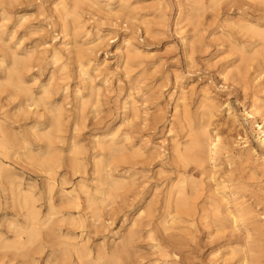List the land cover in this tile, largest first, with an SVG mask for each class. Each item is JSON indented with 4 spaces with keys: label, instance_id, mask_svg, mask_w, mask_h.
I'll return each instance as SVG.
<instances>
[{
    "label": "rangeland",
    "instance_id": "1",
    "mask_svg": "<svg viewBox=\"0 0 264 264\" xmlns=\"http://www.w3.org/2000/svg\"><path fill=\"white\" fill-rule=\"evenodd\" d=\"M55 1L58 5H55ZM74 1L0 0V65H3L0 66V123L5 125L11 142L14 139L16 145L9 151H12L10 154L8 152V156H4L5 154L0 152V173L8 175L10 180L12 179L11 182L19 184L24 192L28 191L33 194L41 215H45L47 212L48 203L46 200L49 195L47 190L51 185L52 201L62 214H81L87 217L89 211L84 208L83 201L85 192L91 196H99L98 189L107 192L106 184L100 181L95 171L94 162L98 159L106 162L109 157L101 146H97L96 142H103L108 134L115 133L120 138L125 132H130L129 146L140 145L144 155H147V159L145 158L142 162L137 158L134 160V165H131L132 162L118 161L114 163L116 166L115 178L124 176L128 181L134 182L135 189L130 192L118 191L112 202L107 201L106 207H103L104 209H101L100 213L102 219L107 218L103 228H94L95 231L89 225H87L89 228H84L83 234L86 232L85 236H89L88 244L92 250L101 242H104L107 247H111L129 230L134 229L138 236L134 241L138 255L133 258L130 264H240L238 257L240 258L241 253L246 250L248 253L252 247L255 248L253 254H261L256 257L259 263L264 264V168L258 163L260 160H255L257 156L264 158V153H262L254 132L245 121L242 112L243 108H250L253 99H257V106H264V72L258 77L254 84L256 86L251 84L249 79L245 85L240 80L233 82V66L238 64L239 56L250 54V44L257 40L248 38L242 32H240L242 35L239 33L235 24L236 18L247 14L250 22L264 26V0L261 3L251 0H247L248 3L246 0H217L214 3L210 0H201L202 6L197 0H122V3L119 0H100L99 8L96 9L88 8L84 3L75 4L76 1ZM59 2L65 5V9L81 14L80 20L83 21V29L74 28L76 25L70 22V17L66 20L63 19ZM238 14L239 16H237ZM65 22L68 23L64 29L63 23ZM71 27L72 29H70ZM77 29L78 31H76ZM86 31L88 34H84ZM97 31L98 33H96ZM95 34L100 36L99 40ZM128 37H131L134 46L138 48L141 55L133 57L129 64L130 67L125 69V61H123L120 50L123 49L121 48L123 40ZM76 43L77 47H75ZM53 49L58 52L59 62H53L51 59ZM86 51L87 53H84ZM241 51H244L245 54ZM13 54L23 61L24 66L18 68L19 77L24 80L32 97L35 100L42 98L45 107H47L45 110V107L39 106L36 116L32 112L26 113L19 109L20 104L25 101L26 95L13 87V80H11L12 69H14L12 67ZM254 58L249 62L251 65L249 73L253 71L251 68L260 61L259 57ZM89 59H91L90 63L87 62ZM82 69L86 70L85 75L81 74ZM126 72L127 74H124ZM225 75L226 80L224 79ZM90 80L92 81L90 82ZM176 85L178 89H175ZM90 86L94 87L96 96L90 93ZM42 87L44 90L41 89ZM206 89L207 91H205ZM254 90L256 93L253 92ZM182 91L186 93L185 100L192 112L197 109L199 100H202V93L205 92L206 95L214 98L216 103L222 104L219 109L221 112H217L212 119V126L209 127H215L221 140L229 143L233 159L230 158L231 156L228 158V155L223 152L225 155L222 153L218 156L217 167L213 169V175L215 180H218H216L217 182L226 181V190L218 191L220 194L218 196L222 195L226 201L222 202L218 196L215 197L214 182L210 183L207 178L208 168L200 173L199 170H196L197 172L194 170L195 173L192 172L193 175L195 174L194 178L203 181L198 194L194 195V213L190 211V216L177 215L181 218L174 220L175 222L172 221V223L169 220L171 215H164L163 208L167 188L176 180V169L170 162L169 148L172 141L182 139L175 126H173V132H168V127L175 120L173 113L175 98ZM128 95L129 97H127ZM126 99L130 103H134L139 110L137 118L140 119L133 120L132 127L128 125L125 119L126 112L122 109V103ZM81 102L84 107H81ZM225 104H228L233 110L236 121H233L234 119L232 120L225 110ZM59 107L63 109L61 131L56 134L54 139L52 175L47 177L48 172L41 170V167L34 166L31 157L37 155L42 159L46 156L43 135L46 133L45 130H48L49 112L47 109L55 112ZM33 108L34 106H31V109ZM79 110L82 111L81 115H79ZM38 115H42V117ZM70 121L72 122L70 123ZM245 134L255 150V153L252 154L255 158L250 156L248 158L250 161L246 159L248 156L242 155L244 152L242 137ZM169 138L172 140L171 142L168 141ZM21 143L23 144L21 145ZM240 154L246 162L242 165L240 164L241 159L238 157ZM228 160L235 161L230 163ZM244 164L248 169L250 168L249 171L244 168ZM5 186L2 187L0 183V234H4L3 236H7L11 241L13 240L12 226L22 224L27 208L21 206L19 198H14L15 189L8 184ZM231 190L236 191V194L232 196ZM226 191L228 192L226 193ZM130 193H133L132 195L135 197ZM61 195L63 197H60ZM235 196L239 199L236 202L239 201L244 207L245 204L248 206L246 207L249 208L251 215L248 218H242L240 224L238 223V229H232L229 225L225 229L216 228L217 226L212 221L210 222L211 218L208 212H212L213 204L211 205L209 202L215 199L219 205L224 203L222 208L228 204L232 210L235 207V201H233ZM61 198L67 202L79 200L83 209L80 212L68 208L67 204L59 202ZM148 202L151 203L150 208L153 209L151 215L138 220L141 226L140 224L133 225L136 215L142 208L144 211L146 210ZM177 216L176 218H178ZM167 220L169 221L164 223ZM10 222L14 224L11 226ZM158 225L160 228L166 226L170 229L159 230ZM9 227L11 230L8 231ZM245 230L248 231L245 232ZM146 231H149L150 234ZM250 231L251 233H249ZM76 233L78 235L80 231L76 230ZM250 234L253 235L250 236ZM84 239H87V236ZM40 243L44 244L43 240H40ZM233 246L234 248L239 247L240 252H235L237 254L232 252L231 247ZM21 249L25 250H23L24 253ZM10 250L0 249V259L11 258L14 260L10 264H18L34 255L38 260L37 264L45 262L46 249L39 255L33 254V249L29 250L23 247ZM21 256L24 259H21Z\"/></svg>",
    "mask_w": 264,
    "mask_h": 264
},
{
    "label": "bare ground",
    "instance_id": "2",
    "mask_svg": "<svg viewBox=\"0 0 264 264\" xmlns=\"http://www.w3.org/2000/svg\"><path fill=\"white\" fill-rule=\"evenodd\" d=\"M75 1H74L75 4H78L79 5L80 3H84V5H86V7L96 9V8H99L98 7V3H99L100 0H75ZM216 1L217 0H210V2H212V3L216 2ZM251 1H253V2L254 1H258V2L260 1V3H261V1H263V0H251ZM119 2L122 3V0H119ZM197 2L199 3L200 6H202L201 0H197ZM55 3H56L55 5H58L57 4V1H55ZM247 3H248V1H247ZM60 4L61 3L59 2V6H60ZM243 4H245V3H243ZM73 7H76V5L75 6L73 5ZM107 8H109V7H107ZM258 8H259V6H258ZM58 10H60V8ZM256 10H258V9H256ZM61 11H62L61 16L63 17L64 20H66L68 17H70V19H71L70 22H72L73 24L76 25V26L74 25L75 26L74 28L77 27L80 30H81V28L83 29V21L80 20V18H81L80 15L81 14L79 15V13H77V12H75L73 10L72 11H69L68 9H65V5H62V4H61ZM109 11H111V10L109 9ZM243 11H244V9H243ZM237 16H239V14ZM236 19L237 20H236L235 24L237 25L236 28L238 29L239 33L242 32V34L243 35H246L248 38H256L257 40L250 44L251 45V50H250V52L247 51V52L250 53L248 56L242 55V56H239L240 58H238V60L236 59L239 62H238L237 65L233 66L234 68L232 67L234 69L233 82H235L237 80H240V82L245 85L246 81L249 79L250 80V83L254 85L256 83L258 77L264 72V26L263 25H259L258 26L257 24H253L252 22H250L249 19H248V15L247 14H245L243 17H237ZM67 23L68 22L63 23V28L64 29L66 28V24ZM231 24H232V22H231ZM235 24H234V26H235ZM228 26H230V25H228ZM2 27H4V26H2ZM72 27L70 29H72ZM78 29L76 31H78ZM3 30H4V28H3ZM96 33H98V31ZM84 34H88V31H86V33H84ZM221 36H223V35H221ZM97 38L96 39L99 40L100 36H97ZM244 39H245V37H244ZM227 41H228V39H227ZM43 45H45V44H43ZM76 45H77V43L75 44V47L78 46V45L77 46ZM97 45H98V43H97ZM79 46H81V45H79ZM94 46H95V44H94ZM94 46H92V47L94 48ZM45 47H47V46H45ZM121 48H123V49L120 50V54H122V56H123V59H124L123 61H125V69H127V68L130 67L129 64L131 63L132 58L133 57L140 56L141 55V52L138 50V48L136 46H134V44H133V42L131 40V37L130 38L128 37V38H126V39L123 40L122 47ZM54 49L51 52V59H52L53 62H56V61H58L60 59V57L58 56V52L56 50H54ZM82 49H84V48H82ZM88 50L91 51V49H88ZM47 51H49V50L47 49ZM58 51H60V50H58ZM38 52L40 54H42L40 51H38ZM241 52H243L245 54L244 51H241ZM84 53H87V51L84 52ZM42 55H44V54H42ZM93 55H94V53H93ZM39 56H41V55H39ZM90 56H92V55H90ZM142 56H143V54H142ZM254 57H259L260 58V61H258L257 64L254 66L255 68L254 67L251 68V69H253V71L251 73H249L250 66H251L249 62ZM22 59H23V57H22ZM32 59H34V57H32ZM84 60H85V58H84ZM236 60H235V62H236ZM87 62L90 63L91 62V59H89ZM234 64H236V63H234ZM79 65L82 68L81 63ZM23 66H24L23 65V61L19 57H17L16 54H13V65H12V67L14 69H12V72L13 73H11V74H13V77L10 76V77H12L11 80H13V87L15 89H17L18 91L23 92L26 95V99H25V101L22 104H20L21 107H19V109L23 110L26 113L27 112H32V114L34 113L35 116H36V113L38 111V107L39 106L45 107V102H43V99L42 98H38V99L35 100L32 97L29 88L25 86L24 80L19 77L18 68H22ZM60 70H62V69L60 68ZM81 74L82 75H85L86 74V70H83L82 69L81 70ZM124 74H127V72L124 73ZM224 79L226 80V75L224 76ZM6 80H8V79H6ZM91 81L92 80H90V82ZM49 82H51V81H49ZM86 82H87V80H86ZM1 85H2V83H1ZM127 86H129V85H127ZM254 86H256V85H254ZM64 87H66V86H64ZM41 89L44 90L43 87ZM175 89H178V86L177 85L175 86ZM17 90H15V91H17ZM205 91H207V89ZM76 92H78V91H76ZM253 92H255V90ZM90 93H93V94L95 93L93 86H90ZM185 94L186 93L182 91V92L179 93L178 97L175 98L176 99L175 100L176 103H175V106L173 108L174 109V112L173 113H174V116H175V120L174 121L171 120L172 122L170 121L171 123H170V125L168 127L169 128L168 129V132H173L174 131L173 130V128H174L173 126H175L178 129V131H179L178 133L181 134V139H182V140H180V139L178 140L177 139L175 141H172L169 138L170 140H168L170 142L172 141L171 142V147L169 148L170 149L169 158H170L171 164L174 165V167L176 169V173H175L176 174L175 175L176 180H175V182H172L170 184V186H168V188H167L166 197L164 198L165 199V202H164V207L163 208H164V211H165V214L164 215H168V216L171 215L169 217V220L171 222L172 221L175 222L174 220H177V219H180L181 218V217H178L177 215H180V216L182 214L189 215L190 214V211L193 212L194 209H195V202H194L195 201V196L194 195L195 194H198V192L200 190L199 187L202 186L201 185V182H203V181H199V180H196L197 178L196 179L194 178V175H195V174L193 175V173H195V172H193L194 170L195 171L196 170H199V173H200L201 171H204L206 168H208L207 170H208L209 174H208L207 178H208V181L210 183H213L214 182V186H215V189H214L215 190L214 191L215 193H214V195H215V197L218 196V194H219L218 191L219 190H224V189L226 190V188H227V185L225 184L226 181L225 182L224 181L217 182L218 180L216 179L217 180L216 181L215 178H214V175H213L214 174V170L213 169L215 167H217L216 166V164H217L216 163V161H217L216 159L219 158L218 157L219 155H221L224 152V153H226L228 155V158H229L233 154L231 152V150H230L231 147H230L229 143L226 142V141L221 140V138H220V136H219L218 131L216 130V128L215 127L214 128L209 127V126H212V123H211L212 122V119L215 117V115L217 114V112L220 111L219 109H221L222 104L216 103L215 99L212 98L211 96L206 95V92H205V93H202V100L201 101L199 100V104H198L197 109L195 111L193 110L194 112H192L191 109L188 106V103L185 100L186 99ZM251 94L253 95V93H251ZM127 97H129V95ZM257 97H259V96H257ZM1 100H2V98H1ZM216 100H217V98H216ZM80 101H81V99H80ZM251 101H252V97H251ZM122 104H123L122 105V109H123L124 112H126V114L124 113L126 115L125 119H126L128 125H130L132 127L134 125L133 123H134L135 119H140V118H137L138 117L139 110H138L137 106L134 103H130L128 99H126L125 102L122 103ZM80 105H81V107H84V104L82 102H81ZM31 106H34V108L31 109ZM75 106H76V104H75ZM225 107H226L225 110L227 111V113L232 117L231 119L232 120L234 119L233 121H236V116L233 113V110L230 109V107L228 106V104H225ZM46 108L47 107H45L44 109L46 110ZM262 108H264V106H257V99H253L250 108L249 109L243 108L242 112H243V116L245 118V121L248 123V125L250 126V128L254 132V135H255V137H256V139L258 141V144H259V147L261 148L262 153H264V110H262ZM0 109H1V105H0ZM76 109H77V107H76ZM62 111H63V109L60 108V107L55 112H53L52 110H48L47 109V112H49V116H48V121H49L48 122V130H45L46 131L45 134L43 133L44 134L43 135V139L45 141V147H46V156H44V158H42V159H40V156H37V155L36 156H32V157L30 156L31 157V162L34 164V166L41 167L42 168L41 170H43L45 172H48L47 173V175H48L47 177H50V175H52L51 174V168H52V165L51 164H53L52 163V157H53L52 154H53V147H54L53 146V143L55 142L54 139L56 138V134L61 131ZM79 112H80L79 115H81L82 114V111L79 110ZM19 113H21V112H19ZM32 114H30V115H32ZM27 116H28V114H27ZM38 116L42 117V115H38ZM152 118H153V116H152ZM71 122L72 121H70V123ZM238 125H239V123H238ZM39 134H40V132H39ZM106 137L107 138L103 142H99V141L96 140L97 141L96 143H97V146L99 145V146H101V148L103 150H105V153L108 155L109 160L106 161V162H102L103 160L98 159V160H96L94 162V164H95V171H96L98 177L100 178V181L103 184L104 183L106 184V188H107L106 191L107 192H105V190L103 192L100 189H98L97 190V193L100 194L99 196H91L87 192H85L83 201H84V204H85V207L84 208H86L89 211L88 212L89 215H87V217H84L81 214L80 215H73V214H70V213H68V214H62L61 210L60 209H57L56 205L52 201L53 199H52L51 194H50L51 193V185H49L48 190H47L48 191V194H49L48 197H47V200H46V202L48 203V209H46L47 212H46L45 215H41L40 214V211H39V208L35 204V202H36L35 199L36 198H34L33 194L31 192H28V191L24 192L21 189V187L19 186V184H16V182L14 183L13 181L11 182L12 179L10 180V178H9L8 175H5L3 172L0 173V180H1L0 183H1L2 187L5 186V185H7V184L10 185V186H12L13 189H15L14 192H16L15 193L16 195H15L14 198H17V199L19 198V202H20L21 206H24L25 208H27V212H26V214L24 213V216H23V222H22V224H15L14 226H12L14 224V223L12 224L13 221L9 223L13 227V230L10 229L11 227H9L7 229H8V231L11 230V232H12L11 235H12V239L13 240L9 241L10 239L7 236H3L4 234L3 235L0 234V249L7 251V250H10L12 248H22L23 247V248L29 249V250H32L33 249V254H38V255L41 254L44 249H46V256H45L46 258H45V262L43 264H130L131 263V261L133 260V258H135V256L138 255L137 252H136L137 250L135 249V246H134V243H136L134 241H135L136 236H137L136 235V232L134 231V229H131V230L128 229L129 232H127L125 236H122L118 242L113 243V245L111 247L110 246L107 247L104 242H101V243H99L95 247L94 250H92L90 248L89 244H88V239H90L89 236L86 235L87 236V239H84V237H86L85 234H87V233L85 232V234H83V230H84V228L87 227V225H89L90 227H92L93 230H94V228L97 229V228L102 227V226L105 225L104 224V221L107 220V218L105 220L102 219V216L100 214L101 213V209H104L103 207H106L107 201H111L112 202L115 199V197L117 196L118 191H123V192H128L129 191L130 192L133 189H135L134 188V185H133L134 182L128 181V179L125 178L124 176L121 175V176L115 178L114 172L116 171V166H115L114 163H116L118 161H121L123 163H131L132 162L131 165H134L135 164L134 163V160H136L137 158L139 159V161H142V162L144 161L145 158L147 159V155L146 156L144 155L145 153L142 151V147H140V145H138L136 147L135 146H129V143L130 142L128 140L131 139L130 132L129 133L128 132H125L123 134V136L120 137V138L115 133L114 134H108V135H106ZM176 137H178V136H176ZM242 138L244 139V149H243V151L246 152L245 154H243L244 152H242V155L248 156L246 159H248L250 156L252 158L253 157L252 154L255 153V150L253 149V147L251 145V142H250V140H249V138L247 137L246 134ZM102 139H101V141H102ZM14 141L15 140L13 139V142H11L10 136H9V134L7 132V129H6L5 125L2 124V123H0V152H2V154L4 153L5 154L4 156H8L7 155L8 152L13 148V146H16L14 144ZM22 144L23 143H21V145ZM136 145H137V143H136ZM169 146H170V143H169ZM11 152H9V154ZM75 153H77V152L75 151ZM224 153H223V155H225ZM257 155H258V153H257ZM238 157L241 159L240 160V164L242 165L245 162L244 161L245 159L242 158L241 154L238 155ZM230 158H232V156ZM235 158L237 159V156ZM253 158H255V157H253ZM24 159H26V158H24ZM149 160H151V159H149ZM255 160H260L259 162L258 161H256V162H258L260 164V166H262V168H264V158H262V157L260 158L259 156H257L255 158ZM234 161H229L228 160V162H230V163L231 162L234 163ZM240 164L238 163V165H240ZM244 166H245V164H244ZM1 168L3 170V167H1ZM239 168H242V167H239ZM244 168L245 169H248L247 166H245ZM4 169H5V167H4ZM231 170H233V169H231ZM249 170H250V168L248 169V171ZM0 172H1V169H0ZM251 174H252V171H251ZM231 176H232V174H231ZM12 177H13V175H12ZM233 186H234V184H233ZM136 187H137V185H136ZM5 188H6V186H5ZM5 188H4V190H5ZM235 189H239V188H235ZM227 192L228 191H226V193ZM132 194L130 193V195H132ZM230 194L233 196V195L236 194V191L233 192L231 190L230 191ZM214 195H212V196H214ZM126 196H127V194H126ZM132 196H134V195H132ZM207 196H208V194H207ZM236 196L233 198V201H235V207H234V209L231 207L232 210H230L228 204L224 205L223 206L224 208H222L221 206L224 203L222 205H219L215 199L212 200L211 202H209V204H211V205L213 204L212 205V208H211V211L212 212H208L209 213V217L211 218V220H210V218H209V220H210V222L212 221L217 226L216 228L225 229V227L229 225V226H231L232 229H236L238 227V223L242 220L243 217H247L248 218V216L251 215L250 214V210H249V208H247L248 206L246 204H245V207H244V206H242L241 203H239V201L236 202L237 200H239ZM60 197H63V195H61ZM80 197H79V199H80ZM218 197L217 198L220 201H222V202L226 201L225 198L222 195L221 196H218ZM58 198H59V196H58ZM12 201H13V197H12ZM59 202L61 204L62 203L63 204H67L66 207L71 208L73 210H78V211L81 212V210L83 209V205L81 204V202L79 200H75V201H72L71 200V202H67V201L64 200V198H61ZM207 203L208 202H206V204ZM226 203H228V202H226ZM57 204H58V202H57ZM150 205H151V203L148 202L147 203V208H146L145 211H144V208H142V210L139 212V214H137V215L135 214L137 218L135 217V219L133 221V225H136V224L139 225L140 223H139L138 220L143 219L142 217H144V216H150L151 215V211L153 209L150 208ZM211 205H209V206H211ZM227 205H228V207H227ZM208 208H210V207H208ZM205 209H204V211H205ZM104 214H105V212H104ZM175 215L178 218H176ZM205 219L207 220V218H205ZM249 219H250V217H249ZM169 220L164 221V223L165 222H168ZM149 221H151V219ZM107 222H109V221H107ZM147 222L148 221L146 220V223ZM192 223H193V221H192ZM243 223H245V222H243ZM241 224H242V222H241ZM253 225H256V224H253ZM89 226L87 228H89ZM140 226H141V224H140ZM155 226H157V225H155ZM158 227H159L158 228L159 230H161L162 228H163L162 230L170 229L169 227H166V226H162V228H160V226L158 225ZM254 227H256V226H254ZM76 230L80 231V234L77 235ZM147 230H149V229H147ZM253 230H254V228H253ZM150 231H151V228H150ZM246 231H248V230H245V232ZM146 232H149V231H146ZM154 232H156V231H154ZM157 232H158V230H157ZM249 233H251V231ZM149 234H150V232H149ZM251 235H253V234H250V236ZM147 236L149 238V235H147ZM163 237H165V236H163ZM162 239H164V238H162ZM166 239H167V237H166ZM173 239H175V237H173ZM40 240H43V243L44 244H41L40 243ZM179 243H181V242H179ZM256 243H257V241H256ZM253 249H255V248L252 247L248 253H246L247 250L245 252L243 251L244 253H241L242 255L239 253L241 255L240 258L238 257V260L240 259V262H239L240 264H257V260L258 259L256 257L259 256V255H261V254H259V255L253 254ZM29 250H28V252H29ZM231 250H232V252L235 253V252H238L240 250V248L239 247L234 248V246H233V247H231ZM24 251H23V253H24ZM2 252H4V251H2ZM256 252H257V249H256ZM259 252H261V251H259ZM21 253L20 254L18 253V255H21ZM228 254H230V253H228ZM235 254H237V253H235ZM170 255H171V253H170ZM22 258L24 259V257L21 256V259ZM166 258H169V257H166ZM12 260H14V259L8 258L7 260H4V259L1 258L0 259V264H10L12 262ZM25 260L26 261H24V262L22 261L21 263L19 262L18 264H37V261H38V260H36V258L34 257V255L33 256L31 255L30 257H28V260H27V258ZM137 260H135V261H137ZM225 260H227V259H225ZM238 260H237V262H238ZM258 264H260L259 263V260H258Z\"/></svg>",
    "mask_w": 264,
    "mask_h": 264
}]
</instances>
